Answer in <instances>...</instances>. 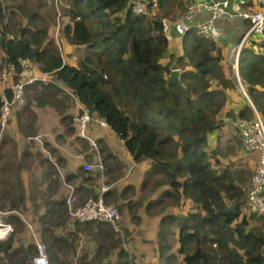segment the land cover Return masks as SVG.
I'll list each match as a JSON object with an SVG mask.
<instances>
[{
  "label": "trees",
  "instance_id": "obj_1",
  "mask_svg": "<svg viewBox=\"0 0 264 264\" xmlns=\"http://www.w3.org/2000/svg\"><path fill=\"white\" fill-rule=\"evenodd\" d=\"M4 1L0 0V47L5 61L14 63L18 72L25 67L23 60H30L40 70L53 73L61 86L72 89L124 139L136 161L151 158L146 182L163 174L169 184L167 195L192 199L195 206L190 211L170 216L178 221V250L184 262L264 264V230L251 222L259 216L242 208L246 188L232 168L221 167L220 156L209 146L208 133L222 123L218 115L228 99L226 89L235 87L231 67L225 65L215 40L191 27L175 65L163 63L169 48L163 18L134 13L131 0H69L65 13L70 20L63 28L64 36L69 43L85 45L78 62L70 64L50 37L41 10L44 0L33 1L37 7L30 11L29 0ZM20 16L27 18L25 24ZM8 33L14 36L8 38ZM174 68H180V77L168 84ZM240 73L264 115V48L243 49ZM38 86L41 94L50 96L61 91L55 82L32 84L34 89ZM4 92L12 95L9 88ZM2 103L0 91V108ZM249 112L253 109L247 103L238 114ZM19 197L25 198V193ZM58 204L67 210L66 201ZM7 219L20 220L16 214ZM167 246L162 245V257ZM0 250L4 264H27L37 245L15 246L10 237L0 243ZM126 255L121 248L118 264H139L125 260ZM171 258L175 256L170 253L167 260Z\"/></svg>",
  "mask_w": 264,
  "mask_h": 264
},
{
  "label": "crops",
  "instance_id": "obj_2",
  "mask_svg": "<svg viewBox=\"0 0 264 264\" xmlns=\"http://www.w3.org/2000/svg\"><path fill=\"white\" fill-rule=\"evenodd\" d=\"M231 2L234 7L239 4L242 9H249L254 6L252 0H245L244 2L231 0ZM187 3L188 0H158V5L153 8V14L165 20L169 37V48L164 57L161 58L163 63L173 61V65H175L177 58L184 53L183 41L185 34H181L177 30L176 22L182 15ZM238 15L224 18L217 17L213 21V30L217 37L215 42L223 50L224 63L228 69L230 68L229 57L232 47L246 36L250 27V21ZM201 16L204 20H207L211 17V13L207 11ZM248 23L249 26L247 27ZM196 25V23L191 22L193 28ZM64 37L63 33L61 40L65 45L70 46L69 48H79L78 57H80L85 50V45L69 43ZM250 46L257 51L263 47L261 40L256 35H247L244 39L243 49ZM65 61L70 64H76L75 61L68 62L66 59ZM23 64L25 65L22 71L24 73H39L42 71L38 65L30 60H23ZM52 75L54 76V74ZM230 76L235 83V87L226 89L228 96L227 107L225 108L224 106L218 115V118L222 121L221 125L223 123L226 125L228 123L232 124L234 117H230V111H233L236 116L239 115L238 112L245 104L248 103L252 107L250 101L234 79L232 72ZM55 83L61 88V91L54 92L52 96L41 94V86L34 89L32 87L33 83L28 85L27 103L15 110L8 127L0 134V149H2V151L0 150V175H7L13 172L12 176H3L6 179L2 180L11 182V188L19 192L27 193V189L33 183L49 191L50 197L48 200H51L47 203V212L53 211L54 208L60 206L58 203L61 201L68 203L67 190L69 188L72 189V187L75 188L79 200L86 197L83 193L89 191V189L97 195L103 184L109 186L106 195L112 194L115 197L114 195L117 194L118 198H120L124 185L130 186L128 188L137 187L138 183L143 180L141 182L142 185L144 187L147 186L154 175L147 182L145 180L146 177L144 179L142 177L150 169L151 158L136 161L126 147L124 139L109 124L102 125L97 120L100 116L95 111H93L94 120L90 125L89 131L97 139V146H94L87 138L78 135L74 116L80 111L83 103L75 99L59 82L55 81ZM6 88L5 83L3 85L0 84L2 93H4ZM221 125L208 133L210 147L214 142H217V136L221 127H223ZM107 152L110 155L107 156ZM243 153L258 157L256 152L247 154L243 150ZM85 164H92L94 167L86 169ZM100 164L103 165V168L100 167ZM58 171L66 174V180L59 182L55 179ZM106 176L108 180H105ZM95 179L98 184H95ZM91 180L93 183L87 184ZM37 181L38 183H36ZM164 185L166 186H164L160 194L161 197L159 196L160 198L151 200L147 204L145 203L149 208L148 211H145V213L138 212V221L141 222L140 225L146 223L144 228L140 229V232L149 237L158 231L159 235L164 232L165 239H168L169 236L166 234L172 231L170 233L172 234V237H170L172 242L163 244V246L168 245L166 249H169L170 246H174L175 237L177 247L180 245L178 221L170 216L180 217L190 211L195 204L192 199L185 196L170 204L168 199L172 197L165 193L169 188V184L165 183ZM135 206L132 205V208ZM156 206L157 210H154ZM130 214V210L128 211L123 204L122 221L124 220V223H129L133 221L132 217H136L135 214ZM7 218L8 216L4 219L12 222ZM92 221L110 224L105 221ZM149 223L152 224L149 225ZM137 249L139 253H144L146 250L145 246L142 245L141 247L140 245L137 246ZM103 263L105 264L104 259ZM109 263H111L110 260Z\"/></svg>",
  "mask_w": 264,
  "mask_h": 264
},
{
  "label": "rangeland",
  "instance_id": "obj_3",
  "mask_svg": "<svg viewBox=\"0 0 264 264\" xmlns=\"http://www.w3.org/2000/svg\"><path fill=\"white\" fill-rule=\"evenodd\" d=\"M19 1L21 0H6L4 2L12 4L14 2L18 3ZM33 1L35 0H29V3L27 4L28 11L37 7L36 4L32 3ZM44 1L41 10H43L46 24L49 26L50 37L54 38L55 42L59 45L63 57H65L64 59L68 62L75 61L77 63L79 59V48L71 49L69 48L70 46L67 44L65 45L61 40L63 38V28L70 20V16L65 13L69 8V0ZM205 12L207 11L205 10L196 14L190 23L193 22L198 24L203 21L204 18L201 15ZM219 17L224 18L226 15L218 16V18ZM20 19L23 24L27 22L25 16H20ZM248 26L249 23L247 24V27ZM2 52L4 53L3 49L0 47V84L3 85V83H5V86H8L10 80L17 77L19 73L15 70L11 79H5V65L8 64V62L5 61V53L3 55ZM226 107L227 105H225V108ZM253 113L249 112L246 116H252ZM229 115L232 118L238 116H235L233 111H230ZM221 126L223 127H221L220 133L217 136L218 140L217 142H214L211 147H214L216 153L220 156L222 161L221 167H230L234 170L238 182L246 188L247 196L255 172L257 158L253 155H245L243 153L244 149L242 146L241 135L233 124L228 123L226 125L223 123ZM0 150L2 151V149ZM12 175L13 172L7 175H0V208L4 211V218L10 214H16L19 216L20 220L17 222H11L13 224V230L6 239L3 241L0 240V243H3L10 237L13 238L15 246H28L29 243L37 245V242L43 241L47 244V253L50 264H102L103 259L105 264H118L121 261V248L127 253L124 259L129 260L130 262L135 261L140 264H186L183 260V254L179 252V247L176 245V237L174 246H170L169 249L166 250L164 249L165 254L163 257L161 256V245L172 242L170 239V237H172V234H170L172 231H169V233L166 234L169 236L168 239H165L166 236L164 232L159 235L158 231H156V234H153L150 237L148 235H143L140 232V229L144 228L146 223L140 225L141 222L138 221V212L145 213V211H148L149 209L145 203L147 204L151 200L161 197L160 194L163 191L164 186H166L164 184L167 183L163 175H154L145 187L141 183L143 180L138 183L137 187L133 186V188H128L130 186L124 185L120 198L117 197V194H113L115 197H113L112 194L106 195V200L108 202L115 203L120 207L121 215L124 204L125 208H127L128 211L130 210V215L135 214L136 216L135 218L132 217L133 221L129 223H124V220L122 221L121 219V230H115L111 223L112 226L108 223H97L93 221L82 223L75 221L68 203L67 210L64 205H60L54 208L53 211L50 210L52 212H47V203L51 200H48L50 197L49 191L44 190V188H40L38 184L35 185V183H33L29 186V189H27L25 198H20L19 196L22 191L19 192L12 189L11 182H5L2 180L6 179L3 176ZM143 176L142 179L146 177L145 174ZM66 177V174H62L58 171L55 179L60 182L66 180ZM105 180H108L107 176L105 177ZM36 183H38V181ZM91 183H93L92 180L87 184ZM106 183L109 184L108 182ZM95 184H98L96 179ZM71 191L70 188L67 190V197L70 195ZM83 194H85L86 197L84 199H79V201L74 188L73 195L75 202H73V206L95 196V193L91 192L90 189ZM168 200L170 204H173V202L176 201L173 198H169ZM15 204H17V207L14 206ZM132 205L136 206L132 208ZM154 210H157V206ZM246 213L250 214L251 212L247 211ZM251 222L253 226H258L264 230V215L251 218ZM151 224L149 223V225ZM139 245L140 247L141 245L145 246L146 250L144 253L138 252L137 246ZM170 253L173 254L175 258L167 260ZM3 257L4 252L0 250V264H4V261H6L3 260ZM109 260L111 263H109Z\"/></svg>",
  "mask_w": 264,
  "mask_h": 264
},
{
  "label": "built area",
  "instance_id": "obj_4",
  "mask_svg": "<svg viewBox=\"0 0 264 264\" xmlns=\"http://www.w3.org/2000/svg\"><path fill=\"white\" fill-rule=\"evenodd\" d=\"M245 0H239V2ZM254 6L249 9H242L237 4L235 7L231 0H190L182 15L176 22V28L181 34H185L192 26L190 21L196 14L203 11H209L211 17L201 21L196 25L197 31L212 39H217L213 30V21L218 16H234L239 14L250 21V27L247 35H256L264 48V0H252ZM158 5V0H131L130 8L136 14H151L153 8ZM8 38H12L13 34H7ZM246 36L236 43L230 51V67L234 79L241 87L244 95L250 101L253 108L252 116L238 115L232 119V124L238 129L242 146L247 153H257V164L252 177L251 186L247 193V198L243 204V211L247 210L258 216L264 215V116L258 111L256 105L252 101L240 73V58L243 51V42ZM5 79H11L16 66L12 62L5 65ZM18 72V71H17ZM19 75L10 80L7 88L11 89L12 95L9 96L5 92L2 93V106L0 108V134H2L10 123V119L16 109L27 103V86L36 82H55L56 79L51 72L40 71L39 73L18 72ZM75 99L78 96L67 86L62 85ZM94 120L93 109L81 104L80 111L74 116V122L78 135L87 138L94 146H97V139L90 133L89 128ZM102 125L108 123L104 118L97 119ZM92 164H85L86 169H92ZM103 168V165L100 164ZM109 186L103 184L99 193L88 198L84 202L73 206L75 198L73 195L74 187L67 198L70 210L74 220L79 222L87 221H105L113 225L115 230H121L120 222L122 219L120 207L106 200V191ZM245 211V212H247ZM4 211L0 208V240L6 239L13 230V224L3 218ZM47 244L43 241L37 242V251L27 264H50L47 253Z\"/></svg>",
  "mask_w": 264,
  "mask_h": 264
},
{
  "label": "water",
  "instance_id": "obj_5",
  "mask_svg": "<svg viewBox=\"0 0 264 264\" xmlns=\"http://www.w3.org/2000/svg\"><path fill=\"white\" fill-rule=\"evenodd\" d=\"M181 74V71L179 68H174L168 78V84H170L174 79L179 78ZM33 255L30 257L32 259Z\"/></svg>",
  "mask_w": 264,
  "mask_h": 264
}]
</instances>
